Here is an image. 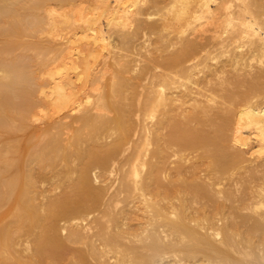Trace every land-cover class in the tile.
<instances>
[{
  "label": "bare ground",
  "instance_id": "obj_1",
  "mask_svg": "<svg viewBox=\"0 0 264 264\" xmlns=\"http://www.w3.org/2000/svg\"><path fill=\"white\" fill-rule=\"evenodd\" d=\"M256 237L264 0H0V264H217Z\"/></svg>",
  "mask_w": 264,
  "mask_h": 264
},
{
  "label": "rangeland",
  "instance_id": "obj_2",
  "mask_svg": "<svg viewBox=\"0 0 264 264\" xmlns=\"http://www.w3.org/2000/svg\"><path fill=\"white\" fill-rule=\"evenodd\" d=\"M89 82L88 80L83 83V88L78 92L77 95H68L66 93V89L64 87H60L58 92V99L54 102H52L53 107V116L52 119H57L62 113L63 108L65 105H69L71 110L77 109L82 101V98L85 96V88L88 86ZM259 238V239H258ZM245 241V240H244ZM231 242V241H230ZM263 241L260 240V237L254 238L252 241H245L244 243H239V249L240 251L236 252L234 255H231L229 257H223L224 255L217 256V264H264V259H261L259 256L256 257H249L246 254V251H250V249H256L258 250V247H263ZM222 250L226 249L230 243H223ZM227 246V247H225ZM245 252V254L243 253Z\"/></svg>",
  "mask_w": 264,
  "mask_h": 264
}]
</instances>
